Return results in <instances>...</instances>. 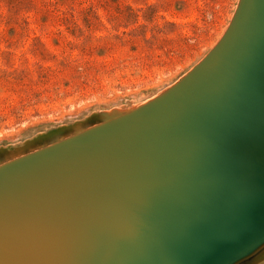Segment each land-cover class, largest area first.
<instances>
[{
    "label": "water",
    "instance_id": "95a60500",
    "mask_svg": "<svg viewBox=\"0 0 264 264\" xmlns=\"http://www.w3.org/2000/svg\"><path fill=\"white\" fill-rule=\"evenodd\" d=\"M234 16L163 95L0 168V264H237L264 245V0Z\"/></svg>",
    "mask_w": 264,
    "mask_h": 264
},
{
    "label": "rangeland",
    "instance_id": "374dc122",
    "mask_svg": "<svg viewBox=\"0 0 264 264\" xmlns=\"http://www.w3.org/2000/svg\"><path fill=\"white\" fill-rule=\"evenodd\" d=\"M239 2L0 0V164L169 91L224 39ZM237 264H264V245Z\"/></svg>",
    "mask_w": 264,
    "mask_h": 264
},
{
    "label": "bare ground",
    "instance_id": "6f19581e",
    "mask_svg": "<svg viewBox=\"0 0 264 264\" xmlns=\"http://www.w3.org/2000/svg\"><path fill=\"white\" fill-rule=\"evenodd\" d=\"M224 40V39H223ZM222 40V41H223ZM194 70H192V72H193ZM192 72H190L187 76H185L181 81H183L186 77H188ZM180 83V82H179ZM176 86V85H175ZM164 94V93H163ZM163 94H160V95H158V96H156L155 98H157V97H159V96H161V95H163ZM155 98H153L152 100H154ZM152 100H150V101H152ZM150 101H148V102H146V103H144V104H142V105H140V106H137V107H135V108H133L131 111H129V112H127V113H131V112H133L134 110H137V109H139L140 107H142V106H144V105H146L147 103H149ZM124 114H126V113H124ZM123 114V115H124ZM121 115V114H120ZM119 116V115H118ZM106 119H108V118H106ZM111 119V118H110ZM105 120V119H104ZM103 120V121H104ZM103 121H98V122H103ZM94 127V126H93ZM90 128V127H89ZM89 128H87L86 130H89ZM81 133H83V131L82 132H80V133H77V134H74V135H72V136H76V135H80ZM72 136H69V137H67V139L68 138H70V137H72ZM50 146H52V145H50ZM50 146H46V147H43L42 149H40V150H43L44 148H47V147H50ZM40 150H36V151H34L33 153H31V154H27V156H25V155H18V156H15V157H13V158H9L8 160H6V161H4L3 163H1L0 164V168L1 167H3V166H5V165H7V164H10V163H14V162H16V161H19L20 159H24V158H26V157H28V156H30V155H33V154H35V153H37L38 151H40Z\"/></svg>",
    "mask_w": 264,
    "mask_h": 264
}]
</instances>
